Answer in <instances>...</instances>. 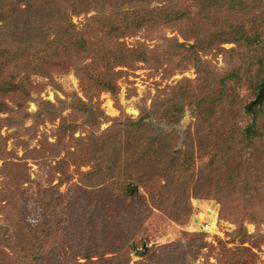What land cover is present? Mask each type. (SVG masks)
I'll return each instance as SVG.
<instances>
[{"label": "rangeland", "instance_id": "obj_1", "mask_svg": "<svg viewBox=\"0 0 264 264\" xmlns=\"http://www.w3.org/2000/svg\"><path fill=\"white\" fill-rule=\"evenodd\" d=\"M228 17V24L240 18ZM184 25L161 24L123 39L133 47L144 44L150 60L115 68L122 72L115 96L95 87L92 100L85 98L63 54L35 51L24 57L33 100L39 96L60 107V100L70 103L69 96L77 94L85 103L98 102L105 118L93 121L67 105L51 121L39 124L31 117L21 129L2 125L0 264L83 262L77 255L86 244L112 251L127 240L129 250L117 264H264V137L248 145L243 132L256 110L264 133V99L255 88L264 73L256 77L258 65L251 71L243 65V79L224 82L234 64L224 50L235 45L201 53L191 48L196 47L191 34L179 33ZM90 56L84 64L93 72L110 59L108 54ZM37 104L29 101L26 110L35 114ZM151 136L171 147L166 163L161 149L144 154V139ZM103 148L114 154H103ZM91 149L101 160L88 157ZM143 156L156 158L159 185L150 182L149 191L136 187L137 194L127 196L112 181L98 187L83 184L82 173L92 164L102 162L109 173L113 160L116 183L122 182L126 173H137ZM191 161L193 170L187 172ZM63 173L72 178L56 188ZM161 186L167 196L162 203L154 196ZM205 222L212 231L202 229ZM40 246L47 255L37 253Z\"/></svg>", "mask_w": 264, "mask_h": 264}, {"label": "trees", "instance_id": "obj_2", "mask_svg": "<svg viewBox=\"0 0 264 264\" xmlns=\"http://www.w3.org/2000/svg\"><path fill=\"white\" fill-rule=\"evenodd\" d=\"M153 4L159 5L151 8ZM263 6V0H0V116L7 115L6 118L0 117V134L4 123L3 127L21 129L25 121L34 117L41 124L61 116L67 105H71L77 114L89 116L93 121L105 118L98 102L96 105L91 101L85 103L77 94H73V97L69 96L70 103L60 100V107L51 102H43L39 96L33 100L34 87L31 76L24 74L23 71L24 57L35 51L66 56L69 68H72L80 78L85 98L92 100L90 93L95 87L99 91H109L115 96L118 90L117 80L122 74L115 68L118 66L133 68L135 62L150 60L149 51L144 44L133 47L123 39L145 28L184 22L185 25L178 29L179 33L185 38L188 37L185 33L191 34V37L196 39V47L193 45L191 48L201 53L206 54L221 45H235L230 50H224L234 59L233 68L223 78L224 82L243 79L244 77L239 74L243 65H246L250 71L252 65H258L259 71L256 74L258 77L264 73ZM81 16L84 17L83 22L76 24L74 18ZM228 16L240 18L235 23L228 24L225 23ZM218 20L224 23H219ZM221 24L224 26L219 27ZM207 40L209 43L205 45ZM176 47L182 48L183 44L178 43ZM240 51L243 53L241 54ZM96 54L98 58L108 54L110 59L105 62L107 66L104 69L93 72L88 70L91 65L84 63L86 59L91 58L90 55ZM236 55L237 60L234 58ZM198 63L197 69L200 70L202 69L200 60H197ZM111 72L114 75H111ZM263 83L264 76L259 77L255 83L262 103ZM29 101L39 103L35 114H30L26 110ZM93 106L96 108L93 109ZM178 109H181V106ZM253 113V122L243 131L248 145L252 144L254 139L264 137L260 116H256V110ZM139 124L140 120L136 122V126ZM151 137L144 139L142 149L144 154L145 152L157 154L158 149H161L162 161L166 163L171 147L163 142V144L156 143L158 137ZM94 141H98V138ZM91 150L88 157L101 160L100 155L96 156L97 150ZM101 152L114 154L107 148H103ZM82 161L83 157L79 162L81 166H83ZM85 161L92 160L85 158ZM155 162L156 158L143 156L140 158L137 173L133 172L135 176L132 174L128 176L126 173L125 179L117 183L116 176L119 172L114 164L115 160L109 163V173L103 171L105 166L102 162L94 163L90 170L82 173V181L85 187H98L107 181H112L113 185L118 186L120 194L136 195V187L146 189L150 182L159 185L154 179L158 176ZM184 165V162L179 164L181 168ZM193 166L194 162L191 161L185 170L191 172ZM71 178L68 173H63L56 188ZM170 181L171 178L168 184H173ZM159 189L154 196L162 203L167 199L166 189L164 190L163 186ZM112 240L114 237L110 241ZM129 242L130 240H127L125 246L120 249L114 248L112 251L86 244L81 247L82 251L77 255L84 260L83 262L77 258L75 262L56 264H117L120 258L126 257L124 253L129 250ZM40 247L37 253L47 255L48 251L45 252L43 247ZM168 248L173 250L174 245L166 246L163 250ZM109 254L113 256L108 257ZM164 259L160 262L165 263L167 259Z\"/></svg>", "mask_w": 264, "mask_h": 264}, {"label": "built area", "instance_id": "obj_3", "mask_svg": "<svg viewBox=\"0 0 264 264\" xmlns=\"http://www.w3.org/2000/svg\"><path fill=\"white\" fill-rule=\"evenodd\" d=\"M202 229L204 231H212V225L209 222H205Z\"/></svg>", "mask_w": 264, "mask_h": 264}, {"label": "water", "instance_id": "obj_4", "mask_svg": "<svg viewBox=\"0 0 264 264\" xmlns=\"http://www.w3.org/2000/svg\"><path fill=\"white\" fill-rule=\"evenodd\" d=\"M262 93L264 94V83L262 84Z\"/></svg>", "mask_w": 264, "mask_h": 264}]
</instances>
